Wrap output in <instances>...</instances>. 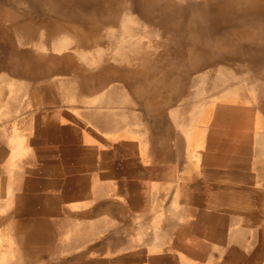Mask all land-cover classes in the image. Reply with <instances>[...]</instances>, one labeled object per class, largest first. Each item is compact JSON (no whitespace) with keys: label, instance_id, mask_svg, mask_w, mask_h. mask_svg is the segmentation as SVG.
<instances>
[{"label":"crops","instance_id":"obj_1","mask_svg":"<svg viewBox=\"0 0 264 264\" xmlns=\"http://www.w3.org/2000/svg\"><path fill=\"white\" fill-rule=\"evenodd\" d=\"M13 4L0 0L2 264H15L19 249L21 264H67L86 236L163 216L168 203L208 218L220 233L230 216L255 225L264 212V116L240 66H229L234 77L198 100L196 72L166 70L164 59L154 65L146 51L93 44L84 52L66 38L54 41L43 35L51 16ZM144 27L130 38L147 43Z\"/></svg>","mask_w":264,"mask_h":264},{"label":"rangeland","instance_id":"obj_2","mask_svg":"<svg viewBox=\"0 0 264 264\" xmlns=\"http://www.w3.org/2000/svg\"><path fill=\"white\" fill-rule=\"evenodd\" d=\"M118 1H121L120 6L123 5L121 8L126 9L129 7L127 3L130 4V2L124 3V0ZM132 1L131 3H135L132 4L133 6L131 7L139 8L138 0ZM6 2L16 3L13 4L14 8H21L27 12L31 11V4L24 0H6ZM53 2L57 3L61 1L53 0ZM116 2L117 0H100L96 5H90L88 11L93 13L94 9L96 18L105 20L111 14L112 11L109 10H112L110 8L114 7ZM234 2L235 6L233 10L236 11L232 13L233 18L229 17L227 21L216 19V21L214 20L215 22L212 24L210 23L211 25L208 23L200 29L204 32V35L195 39L198 46L196 49L199 52L196 59L202 63L205 62L204 59L200 58V53H204L203 51L207 50L214 52L221 51L223 55H231V58H233L235 56L232 55V48L235 46L244 47L243 49L246 50L252 49L253 47L261 48L262 57L257 56L258 53L252 56L242 55V61L239 62H254L262 65L260 66L261 68L258 65L249 68V72H247L246 69H242L241 73L248 78L253 71L259 72L262 70L261 84L262 93H264V22H262V24L259 21L256 23L249 20L243 21L238 17L234 18V15L238 13L237 11L247 8L246 4H239L237 0ZM248 2L249 1L246 0V3ZM61 8L62 6L57 5L56 11H58V13L63 12L64 10ZM159 10L151 11L150 15H154L161 11ZM216 12L215 9V12L212 13ZM85 13L87 14L88 12L86 11ZM44 16H51L48 17V19H52V23H50L52 27L64 23L50 14H44ZM104 16L106 17L105 19ZM74 17L77 19L80 18V15L74 13L73 18ZM87 17L91 18L90 15H87ZM87 20L91 21V19ZM66 23L72 24L69 20L64 24ZM130 25L131 24H128L123 28V30L127 32L125 35H130V30L133 28ZM52 27L51 29L49 28V31L54 28ZM70 29L73 30L72 27H70ZM207 30L210 31L211 36L207 35ZM75 34L77 35V33ZM75 34H72V36H75ZM132 35L133 34H131V36ZM206 36H208L209 39L207 38L208 41L204 42ZM80 39V49L87 48L88 44L84 39ZM165 39L170 41V34L166 36ZM176 41L179 42V40ZM158 47H160V45H158ZM157 55L159 56V54L156 53L155 56ZM170 56L171 54H167L163 58L166 70H170L173 62ZM260 58L262 59L260 60ZM255 59H257L258 62L253 61ZM185 70V68H182L183 72H186ZM191 70L195 71L194 68ZM232 77L234 76H230V78ZM167 90L173 91L172 88H167ZM202 94H195L196 99L203 100ZM261 112L264 116V106H261ZM261 141L263 143L264 137H262ZM176 205L177 204L174 203L165 204L163 216L158 211L156 214L154 213L155 218H150L148 220L139 218L132 219L127 226L120 227L114 233L106 232L93 236H86L83 250H77L76 244H73V249L70 248L67 264H264L263 209L260 219L255 220V225L252 220H241L239 217L232 219L230 216L227 233H220V228L217 229L215 224L211 226L208 218L189 217L188 215L192 214L190 211H181V213H179L178 206ZM179 215L183 217H179ZM217 220L222 221L221 219ZM241 224H244L245 227L241 228ZM101 235L103 236L101 237Z\"/></svg>","mask_w":264,"mask_h":264},{"label":"bare ground","instance_id":"obj_3","mask_svg":"<svg viewBox=\"0 0 264 264\" xmlns=\"http://www.w3.org/2000/svg\"><path fill=\"white\" fill-rule=\"evenodd\" d=\"M31 4V11L35 13V16L40 14H50L55 16L57 19H60L62 23L67 22V20L71 21L72 24H59L58 26L54 25L51 31L47 28L44 32V36L54 41L59 38L68 39L70 45L75 47H80L79 43H81V39L88 44L87 48L80 49L81 51L86 52L93 44L100 45L102 48L110 50L111 52H118L120 50H128L137 53H141L142 51L147 52L149 57H153V63L156 65L157 60L161 61L167 54H171L173 62L171 64V68L176 67L177 70L181 73H185L182 71V68H185L188 71H192L191 69H195L196 79H192L191 88L195 92V94H202L206 91H215L219 89L221 85L227 80H231L229 76L230 73L227 72L229 66L237 67L238 65L242 66V69H246L247 72L249 68L262 66L258 63L254 62H239L242 61V55L252 56L258 53L257 56L262 57L261 48L253 47L252 49H243L242 47L235 46L232 48V55L235 57L231 58L230 56L223 55L220 52L214 51H203L204 53H200V58L204 59L205 62H200L196 57L199 55V52L196 48L197 41L195 40L197 37L204 35V32L200 29L204 27L206 24H212L219 20H228L229 17H232V13L236 10H233L235 6V0H138L139 8L131 7L133 6L131 3L132 0H124V3H127L129 7L121 8L120 2L115 3L114 7H111L109 11H112L111 14L105 20H100L96 18L94 13L89 12L90 5H96L100 0H60L61 2L54 3L53 0H24ZM96 1V2H95ZM237 0L240 4H246L247 8L242 9L241 11H237L238 15L235 14L234 18H241L243 21H252V22H264V0ZM133 2V1H132ZM18 4V3H17ZM111 4V3H110ZM122 4V3H121ZM57 5L62 6L61 9L64 11L58 13L56 11ZM135 6V5H134ZM161 11H160V10ZM216 13H212L215 12ZM154 10H159L160 12L155 13L154 15H150V12ZM88 12L87 14L85 12ZM74 13L80 15V18H73ZM109 14V13H108ZM8 18L13 17V15H7ZM90 15L91 18L87 17ZM107 16V15H106ZM93 17V19H92ZM34 18V16H33ZM102 18V17H101ZM91 19V21L87 20ZM215 20V21H214ZM24 21V20H23ZM236 21V20H234ZM2 22V21H1ZM6 22V21H5ZM24 23V22H23ZM27 23V22H26ZM25 23V24H26ZM228 23V22H227ZM12 24V23H11ZM45 24V23H44ZM131 24L133 28H131L130 35L126 34L123 30L125 26ZM210 24V25H211ZM247 24V23H246ZM263 24V23H262ZM209 25V26H210ZM43 26V25H41ZM46 26V25H45ZM142 26L143 34L148 35V42L141 43L137 39H131V34H140ZM26 27V26H23ZM70 27L73 28L70 29ZM237 27V26H236ZM126 29V28H125ZM16 30V29H15ZM14 30V31H15ZM24 31V29L22 30ZM232 31V30H231ZM18 32V31H17ZM230 32V31H229ZM22 33V32H21ZM77 33V35L75 34ZM208 36H211L210 31H206ZM228 33V32H227ZM17 34V33H16ZM72 34L75 36H72ZM170 34V41L166 40L165 37ZM23 35V34H20ZM28 36V35H27ZM68 36V37H67ZM208 36H206V40L208 41ZM21 37V36H20ZM19 37V39H20ZM218 37V36H217ZM208 38V39H207ZM43 39V38H42ZM46 39V38H45ZM2 40V39H1ZM22 40V39H21ZM130 40H133L130 42ZM176 40H179L177 42ZM42 41V40H41ZM128 41V42H126ZM169 42V44H168ZM201 42V41H200ZM232 42V41H231ZM171 43V44H170ZM234 43V42H233ZM264 43V42H263ZM22 44V43H21ZM20 44V45H21ZM32 44V42H31ZM35 44V43H34ZM43 44V43H42ZM247 44V43H246ZM44 45V44H43ZM160 45V47H158ZM243 45V44H242ZM1 47V46H0ZM21 47V46H20ZM45 47V46H44ZM61 46L57 47L60 48ZM69 47V46H68ZM126 47V48H125ZM200 48V46H199ZM250 48V47H249ZM71 49V48H70ZM78 49V50H79ZM242 49V50H241ZM263 49V48H262ZM75 50V49H74ZM42 51V50H40ZM76 51V50H75ZM109 51V52H110ZM200 51V50H199ZM256 51V52H254ZM44 52V51H43ZM61 52V51H60ZM72 52V51H71ZM55 53V52H54ZM159 54V56H155V54ZM119 54V53H118ZM134 54V53H133ZM13 55V54H12ZM11 55V56H12ZM110 55V54H109ZM107 55V56H109ZM122 55V52H121ZM203 55V56H202ZM117 56V55H115ZM211 56V57H210ZM16 57L15 55L13 58ZM76 57V55H75ZM103 57V55H102ZM133 57V55H132ZM161 57V58H160ZM242 57V58H241ZM111 58V56H110ZM248 58V57H247ZM101 59V58H100ZM114 59V58H113ZM126 59V57H125ZM123 59V60H125ZM135 59V58H134ZM168 59V58H167ZM250 59V58H249ZM248 59V60H249ZM254 59V58H252ZM262 58H260L261 60ZM15 60V58H14ZM18 60V59H17ZM53 60V59H52ZM133 60V59H132ZM49 61V60H48ZM76 61V60H75ZM80 61V60H79ZM120 61V60H119ZM176 61V63H175ZM244 61V60H243ZM251 61V60H250ZM258 62L257 59L253 60ZM12 62V61H11ZM82 62V61H81ZM165 62V61H164ZM78 63V62H77ZM84 63V62H83ZM130 63V62H129ZM171 63V62H169ZM28 64V63H27ZM48 64V63H47ZM116 65L126 66L125 61H120ZM168 65V63H167ZM205 65V66H204ZM237 65V66H236ZM84 66V65H83ZM98 66V65H97ZM26 67V66H25ZM43 67V66H42ZM87 67V66H85ZM246 67V68H244ZM14 68V67H13ZM37 68V67H35ZM51 68V67H50ZM83 68V67H82ZM90 68V67H89ZM261 68V67H260ZM33 69V68H32ZM57 69V68H56ZM71 69V68H70ZM168 69V68H167ZM40 70V69H39ZM84 70V69H82ZM89 70V69H88ZM23 71V70H22ZM69 71V70H68ZM71 71V70H70ZM175 71V70H174ZM261 71L250 73L251 75L246 78L248 81L246 82L248 86L251 87V90H254V94H257V98L260 101V106H264V93H262V76ZM61 73V72H60ZM101 73V72H100ZM105 73V72H104ZM108 73V72H107ZM114 73V72H112ZM26 74V73H25ZM35 74V73H34ZM41 74V73H40ZM73 74V73H72ZM111 74V73H110ZM178 74V72H177ZM180 74V73H179ZM187 74V73H186ZM37 75V74H36ZM54 75V74H53ZM75 75V74H74ZM126 75V74H125ZM184 75V74H183ZM188 75V74H187ZM247 75V74H246ZM62 76V75H61ZM64 76V75H63ZM117 76V75H116ZM189 76V75H188ZM60 77V76H59ZM77 77V76H76ZM99 77V76H98ZM19 78V77H18ZM53 78V77H52ZM62 78V77H61ZM104 78V77H103ZM129 78V77H128ZM107 79V78H106ZM3 80V79H2ZM21 80V79H20ZM108 80V79H107ZM117 80V79H116ZM133 80V79H132ZM139 80V79H138ZM8 81V80H7ZM13 82V81H12ZM15 82V81H14ZM93 82V81H92ZM122 82V81H121ZM141 82V81H140ZM139 82V83H140ZM115 83V82H114ZM6 84V83H5ZM124 84V83H122ZM211 84V85H210ZM21 85V84H19ZM114 85V84H113ZM118 85V84H116ZM125 85V84H124ZM107 86V85H106ZM154 86V85H153ZM21 87V86H19ZM111 87V85H110ZM120 87V86H119ZM133 87V86H132ZM144 87V86H143ZM12 88V87H11ZM130 88V87H127ZM151 88V87H150ZM166 88H172V82L166 85ZM180 88V87H179ZM115 89V88H114ZM182 89V88H181ZM247 89V88H246ZM20 90V89H19ZM173 90V88H172ZM106 91V90H105ZM122 91H124L122 89ZM130 91V90H129ZM167 98L168 100L172 99L173 91L167 90ZM192 91V94L194 92ZM108 92V91H106ZM131 92V91H130ZM182 92V91H181ZM102 93V92H100ZM7 94V93H6ZM14 94V93H13ZM122 94V93H121ZM194 94V96H195ZM123 95V94H122ZM245 95V94H244ZM103 96V95H102ZM120 95H118L119 97ZM126 96V95H125ZM156 97V95H155ZM120 98V97H119ZM122 98V97H121ZM130 98V97H129ZM196 98V97H194ZM127 99V98H126ZM125 99V100H126ZM193 99V98H192ZM121 100V99H120ZM195 100V99H193ZM247 100V99H246ZM249 100V99H248ZM18 101V100H17ZM122 101V100H121ZM120 101V102H121ZM130 101V99H129ZM254 101V100H252ZM150 102V101H149ZM169 103V101H167ZM132 103V102H131ZM172 103V102H171ZM180 104V103H179ZM191 104V103H190ZM259 104V103H258ZM26 105V104H25ZM122 105V104H120ZM117 105V106H120ZM2 106V105H1ZM97 106V105H96ZM115 106V107H117ZM123 106V105H122ZM175 106V105H174ZM178 106V105H177ZM100 107V106H98ZM114 107V106H112ZM26 108V106L24 107ZM125 108V107H124ZM143 108V107H142ZM175 108V107H174ZM173 108V109H174ZM84 109V108H83ZM133 109V108H132ZM263 109V108H262ZM103 110V109H102ZM127 110V109H126ZM211 110V109H210ZM172 111V110H171ZM132 112V111H131ZM176 113V112H175ZM133 114V113H132ZM171 115V114H170ZM176 115V114H175ZM186 115V113H185ZM162 117V116H161ZM187 117V116H186ZM25 118V117H23ZM181 118V117H180ZM184 118V117H183ZM28 121V120H27ZM158 121V120H157ZM180 122V121H179ZM182 123V122H181ZM185 123V122H184ZM25 124V123H24ZM88 126V125H87ZM60 128V127H59ZM89 128V127H88ZM50 129V128H49ZM26 130V129H24ZM178 130V129H177ZM51 131V130H49ZM144 131V130H143ZM179 132V131H178ZM22 133V131H21ZM153 133V131L151 132ZM52 134V133H51ZM94 135V134H93ZM10 136V135H8ZM95 136V135H94ZM112 136V135H111ZM115 136V135H114ZM113 136V137H114ZM1 137V136H0ZM143 137V136H142ZM112 138V137H111ZM25 139V138H24ZM113 139V138H112ZM156 139V138H155ZM31 140V139H30ZM115 140V139H114ZM117 140V139H116ZM141 140V139H140ZM11 141V140H9ZM125 141V140H124ZM128 141V140H127ZM106 142V141H105ZM140 142V141H139ZM9 143V142H8ZM128 143V142H126ZM91 144V143H90ZM10 145V144H9ZM127 145V144H126ZM136 145V144H135ZM142 145V143H141ZM74 146V145H72ZM119 146V145H118ZM262 146V145H261ZM125 148V147H124ZM137 148V147H136ZM79 149V148H78ZM87 149V148H85ZM138 149V148H137ZM82 150V149H81ZM108 150V149H107ZM10 151V150H9ZM8 151V152H9ZM36 151V150H35ZM35 151H33L35 153ZM74 152V150H72ZM78 151V150H77ZM95 151V150H93ZM134 151V150H133ZM85 152V151H84ZM117 152V151H116ZM30 153V152H29ZM28 153V154H29ZM89 153V152H88ZM124 153V151H123ZM81 154V153H80ZM132 154V153H130ZM160 154V153H159ZM164 154V153H163ZM25 155V154H24ZM122 155V154H121ZM127 155V154H125ZM133 155V154H132ZM82 156V155H79ZM6 157V156H5ZM100 157V156H99ZM110 157V156H109ZM159 157V156H158ZM20 158V157H19ZM33 158V157H32ZM135 158V157H134ZM148 158V157H147ZM34 159V158H33ZM117 159V158H116ZM115 159V160H116ZM123 159V158H122ZM137 159V158H135ZM102 160V159H101ZM124 160V159H123ZM131 160V159H130ZM106 161V160H105ZM71 162V161H70ZM125 162V161H124ZM129 162V161H128ZM165 162V161H164ZM9 163V162H8ZM56 163V162H55ZM134 163V162H133ZM15 164V163H14ZM5 166V165H4ZM23 166V165H22ZM129 166V165H128ZM15 167V166H14ZM72 167V166H71ZM24 168V167H23ZM56 168V167H55ZM68 168V167H67ZM70 169V168H69ZM13 170V169H12ZM17 170V169H16ZM75 170V169H73ZM79 170V169H78ZM19 171V170H18ZM13 172V171H12ZM23 172V171H22ZM19 173V172H17ZM16 173V174H17ZM64 173V172H63ZM66 173V172H65ZM72 173V172H71ZM75 173V172H74ZM83 173V172H82ZM15 174V172H14ZM27 174V173H26ZM23 175V174H22ZM78 176V175H77ZM13 177V175H12ZM16 177V176H15ZM28 177V176H27ZM113 177V176H111ZM127 177V176H126ZM255 177V176H254ZM23 179V178H22ZM74 179V178H73ZM27 180V179H26ZM233 181V180H232ZM24 182V181H23ZM12 183V182H11ZM56 186V185H55ZM13 188V187H12ZM48 189V188H47ZM93 191V190H92ZM11 192V191H10ZM16 192V191H15ZM18 192V191H17ZM76 193V192H75ZM93 193V192H92ZM6 194V193H5ZM11 194V193H10ZM10 196V195H9ZM8 197V196H7ZM95 197V196H94ZM44 198V197H43ZM8 199V198H7ZM10 199V198H9ZM46 199V198H45ZM5 202V201H4ZM12 204V203H11ZM10 204V205H11ZM53 204V203H51ZM9 205V206H10ZM57 205V204H56ZM98 205V204H97ZM20 206V205H19ZM32 206V205H31ZM59 206V205H58ZM68 206V205H67ZM55 207V206H54ZM57 208V207H56ZM11 209V207H10ZM9 210V209H8ZM74 212V210H73ZM30 216V215H29ZM75 216V215H74ZM36 217V216H35ZM39 217V216H38ZM4 220V219H3ZM8 224V223H7ZM15 224V223H14ZM15 226V225H14ZM63 226V225H62ZM9 227V226H7ZM19 227V226H18ZM6 228V227H5ZM9 229V228H8ZM20 230V229H19ZM26 230V229H25ZM110 230V229H109ZM15 231V230H14ZM58 231V230H57ZM2 232V231H1ZM10 232V229H9ZM23 232V231H22ZM61 232V231H60ZM17 233V232H15ZM111 233V232H110ZM6 234V233H5ZM3 235V234H2ZM115 235V234H114ZM103 235H101L102 237ZM100 237V236H99ZM12 238V237H11ZM1 239V238H0ZM38 239H41L38 236ZM3 240V239H1ZM16 239H14L15 241ZM19 241V240H18ZM56 241V240H55ZM4 243V242H3ZM14 243V242H13ZM19 244V243H18ZM28 241L25 242L24 247H27ZM88 245V244H87ZM91 245V244H90ZM13 246V245H12ZM92 246V245H91ZM5 247V246H4ZM2 248V247H1ZM58 248V247H57ZM56 248V249H57ZM90 248V247H89ZM12 251V250H11ZM49 254V253H48ZM58 256V255H57ZM56 256V257H57ZM11 258L14 259L15 264H21L23 259L21 255V249L17 253H11ZM35 257V256H34ZM47 257V256H46ZM49 257V256H48ZM9 258V256H8ZM6 260V259H5ZM69 260V259H68ZM74 260V259H73ZM42 261V259H41ZM39 261V262H41ZM0 264L2 261L0 260ZM77 264V263H76Z\"/></svg>","mask_w":264,"mask_h":264}]
</instances>
